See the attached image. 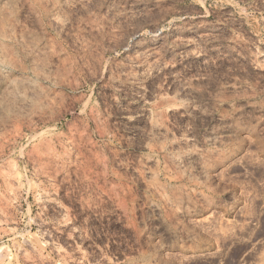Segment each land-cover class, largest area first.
Masks as SVG:
<instances>
[{"label":"rangeland","instance_id":"1","mask_svg":"<svg viewBox=\"0 0 264 264\" xmlns=\"http://www.w3.org/2000/svg\"><path fill=\"white\" fill-rule=\"evenodd\" d=\"M258 229L252 264L264 0H0V264H224Z\"/></svg>","mask_w":264,"mask_h":264},{"label":"flooded vegetation","instance_id":"2","mask_svg":"<svg viewBox=\"0 0 264 264\" xmlns=\"http://www.w3.org/2000/svg\"><path fill=\"white\" fill-rule=\"evenodd\" d=\"M250 238L253 239H257L254 243V245H256L255 247L252 245V247H250V249L245 250L246 248L242 245L240 246H234L233 248H231L230 252L227 253V257H225L224 260V264H239V262L243 259L244 262L241 264H252V260L257 258L258 256L256 255V251L259 250V235L263 234L262 229H258L255 231H249L246 232ZM229 254V255H228Z\"/></svg>","mask_w":264,"mask_h":264},{"label":"bare ground","instance_id":"3","mask_svg":"<svg viewBox=\"0 0 264 264\" xmlns=\"http://www.w3.org/2000/svg\"><path fill=\"white\" fill-rule=\"evenodd\" d=\"M156 114V113H155ZM157 117V116H156ZM154 118V117H153ZM151 123V122H150ZM159 125V124H158ZM154 126V125H153ZM150 127V126H149ZM151 128V127H150ZM154 129H155V127H154ZM152 130V129H151ZM229 255V254H228Z\"/></svg>","mask_w":264,"mask_h":264}]
</instances>
